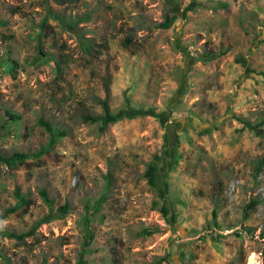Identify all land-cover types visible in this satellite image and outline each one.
<instances>
[{
  "label": "rangeland",
  "instance_id": "rangeland-1",
  "mask_svg": "<svg viewBox=\"0 0 264 264\" xmlns=\"http://www.w3.org/2000/svg\"><path fill=\"white\" fill-rule=\"evenodd\" d=\"M96 98L121 117L103 132L82 121ZM263 119L264 0H0V153L45 149L0 165V264H264ZM17 187L31 203L10 212Z\"/></svg>",
  "mask_w": 264,
  "mask_h": 264
},
{
  "label": "trees",
  "instance_id": "trees-1",
  "mask_svg": "<svg viewBox=\"0 0 264 264\" xmlns=\"http://www.w3.org/2000/svg\"><path fill=\"white\" fill-rule=\"evenodd\" d=\"M177 17L175 15H170V14H166L164 21L159 22V23H155L154 24V28L155 29H169L174 22L176 21ZM88 47H91L90 45H88ZM206 59H210L211 57L209 55L205 56ZM6 67L9 68V70L12 68L11 65H7ZM106 91H108V83H106L105 85ZM96 102L99 103L103 109V113L100 115H92L90 113H85L84 115H82V121L85 123H91V124H96L98 123L100 125L101 128V132L105 131L106 127L109 124H113V123H117L119 121V119L121 118L119 115L113 113L110 109V105H109V101L107 98L105 99H100V98H96ZM6 117L9 118L11 121L13 122H17L19 120H21V116L11 112V111H6ZM264 122V119H263ZM39 125L43 126L45 129H47L49 132L52 133V137H51V141H50V145H53V143L56 142V140L60 137L64 136L63 132H60L59 129L55 128L52 124H50L49 122L40 119L38 121ZM204 133H210L211 129L210 128H206L203 130ZM258 133H260V131H258ZM169 139L168 136L165 137V150H164V156H168L170 155V151H169ZM45 152V149H41L40 151L36 152V153H24V152H14L12 154H4V153H0V165H5L8 168L11 169H17L18 167H20L21 165H24L25 163H27V161L31 160V159H39ZM160 160H162L158 155H155V159L154 161H152L150 164H148L147 169L145 171V177L147 179V182L149 184V186H151L154 189H159L160 188V177H159V162ZM264 169V156L261 157L257 162H256V166L254 168V177L258 178V176L262 173ZM167 174L164 175L163 178V184L165 187V190L168 191L169 187L167 184ZM111 185V177L109 176L107 179V185H106V190L104 191V193L102 194L101 198L98 199L97 201L86 205V209L88 210V213L86 215V226L89 228V223L91 218L95 217V215L97 213H99L103 207V204L105 203L107 196L109 195V188ZM40 195L42 196L43 200L49 205L52 206L53 205V200L50 199L48 193L46 192V190L41 189L40 190ZM15 198L17 200V206H14L13 208L10 209V212H16L18 209L20 208H27L30 206V200L27 199V197L21 192V189L19 187L16 188L15 190ZM263 203V200L256 198L254 200H251L246 206H245V210H244V217L246 220L249 219L250 214L252 211H254L259 205H261ZM163 217L165 219V222L168 225H171V212L169 207L164 204L161 208H160ZM63 212V214H67L68 211V204H66L63 208H61V210ZM217 212L215 211L214 215L216 216ZM104 215L101 216V219H104ZM43 223V221L37 222L33 228L28 231V232H23V233H16V232H11L9 233V237L17 239L18 241H24L27 237L32 236L37 227ZM87 228V229H88ZM159 228H154V229H145L143 234L144 235H152L153 233L157 232ZM90 235H88L87 241H86V245H90L92 239H93V234L91 232H89ZM262 239H264V234L261 235ZM158 261L161 262H165L167 261L166 257L163 258H159Z\"/></svg>",
  "mask_w": 264,
  "mask_h": 264
},
{
  "label": "bare ground",
  "instance_id": "bare-ground-1",
  "mask_svg": "<svg viewBox=\"0 0 264 264\" xmlns=\"http://www.w3.org/2000/svg\"><path fill=\"white\" fill-rule=\"evenodd\" d=\"M251 264H253V263H251Z\"/></svg>",
  "mask_w": 264,
  "mask_h": 264
}]
</instances>
